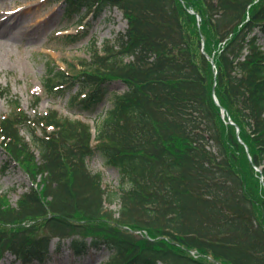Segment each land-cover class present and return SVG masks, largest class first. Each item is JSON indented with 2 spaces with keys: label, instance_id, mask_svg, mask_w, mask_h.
Returning a JSON list of instances; mask_svg holds the SVG:
<instances>
[{
  "label": "trees",
  "instance_id": "16d2710c",
  "mask_svg": "<svg viewBox=\"0 0 264 264\" xmlns=\"http://www.w3.org/2000/svg\"><path fill=\"white\" fill-rule=\"evenodd\" d=\"M64 4L68 16L116 7L127 27L47 64L42 93L68 92V114H28L0 89V147L32 182L15 205L0 192V260L47 264L51 238L73 236L75 254L107 252L101 264H264V0ZM94 157L117 170L116 190Z\"/></svg>",
  "mask_w": 264,
  "mask_h": 264
},
{
  "label": "rangeland",
  "instance_id": "374dc122",
  "mask_svg": "<svg viewBox=\"0 0 264 264\" xmlns=\"http://www.w3.org/2000/svg\"><path fill=\"white\" fill-rule=\"evenodd\" d=\"M64 0H0V89L9 90L12 98H18L21 106L29 114L31 97L41 95V78L47 64L65 67L66 62L76 63L81 57H88V44L93 38L101 45L105 40H112L117 33L126 29V18L116 8H105L98 15L93 12L68 16L64 14ZM9 18L7 21L5 19ZM60 29H65L61 30ZM3 30V31H2ZM85 31L84 36L75 43L67 44L54 38L55 34ZM56 31H58L56 33ZM258 42L264 48V35L258 33ZM111 89L117 93L125 89V84L113 82ZM77 90L75 86L71 93ZM68 92L62 95H44L37 104V111L57 109L61 114H68L65 105ZM8 97V96H7ZM7 97L0 95V118L11 110ZM110 102L104 103L108 108ZM89 168L102 175V185L107 190H116L119 175L115 168L102 165L99 159L89 158ZM31 185L30 179L22 169L11 162L0 147V192H4L8 201L15 205L19 195ZM119 207L116 201L109 204L115 211ZM50 241L47 264H92L99 263L106 257L103 251L87 248L80 255H74L69 240ZM14 256L5 253L0 264H19Z\"/></svg>",
  "mask_w": 264,
  "mask_h": 264
},
{
  "label": "bare ground",
  "instance_id": "6f19581e",
  "mask_svg": "<svg viewBox=\"0 0 264 264\" xmlns=\"http://www.w3.org/2000/svg\"><path fill=\"white\" fill-rule=\"evenodd\" d=\"M9 18L6 17L5 21H7ZM3 31V30H2Z\"/></svg>",
  "mask_w": 264,
  "mask_h": 264
}]
</instances>
